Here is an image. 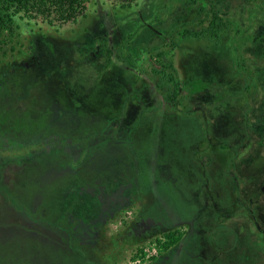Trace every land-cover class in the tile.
I'll use <instances>...</instances> for the list:
<instances>
[{"label":"rangeland","instance_id":"1","mask_svg":"<svg viewBox=\"0 0 264 264\" xmlns=\"http://www.w3.org/2000/svg\"><path fill=\"white\" fill-rule=\"evenodd\" d=\"M161 1L152 10L155 0H86L74 22H15L0 51V139L89 138L78 166L52 148L40 151L43 141L3 149L0 184L28 214L0 192V264H264V127L254 124L255 110L264 113V83L250 100L216 109L200 93L164 101L158 53L181 88L185 77L209 71L215 43L179 37L207 24L203 4ZM129 28L140 40L133 46ZM102 45L113 49L107 63ZM226 77L240 88L235 72ZM105 159L119 169L130 160L125 185L108 183ZM65 172L78 187L72 199L58 198L60 211L72 206L60 221L37 195ZM175 228L187 234L160 256L155 239ZM139 249L145 255L134 257ZM120 250L129 257L118 262Z\"/></svg>","mask_w":264,"mask_h":264},{"label":"trees","instance_id":"2","mask_svg":"<svg viewBox=\"0 0 264 264\" xmlns=\"http://www.w3.org/2000/svg\"><path fill=\"white\" fill-rule=\"evenodd\" d=\"M167 1V0H166ZM175 3H179L183 0H174ZM212 0H210L211 2ZM214 4L211 5L210 10L203 7L205 0H193L189 1L193 5L196 2L203 4L201 7L200 15L204 11L205 17L209 16L208 22L205 25L206 20H200L199 26L196 28H184L179 33L181 38H207L214 41V50L210 58H208L205 67L207 70L203 73H199L194 78L193 75L187 76L182 83V87L178 88L179 84L175 80L174 73L175 68L170 62H167L164 51L158 53V58L163 59L161 65H158L161 72L165 75V82L162 83V91H164L163 99L169 103L174 104L175 99L178 97L185 99V101H191V98L198 93L207 101L212 103L216 108L223 107L231 99L246 98L251 99L257 95L259 86L264 83V0H213ZM86 0H0V51L4 45L7 44L14 34L15 22L17 20H25L27 23L36 20H42L49 25L66 24L76 21L80 16L84 15ZM152 3V10L159 9L163 3L161 0H155ZM192 6V5H191ZM161 30L163 28H160ZM134 28H129L125 31V42L130 43L133 46L138 40L133 32ZM124 32V31H123ZM151 32V31H150ZM151 36H155L156 33L151 32ZM157 36V35H156ZM129 45V44H128ZM102 56L108 62L113 53L111 48L101 46ZM212 60L215 62L222 61V68L212 67ZM205 69V68H204ZM156 72V68L154 69ZM228 71L235 72L236 76L241 77V86L239 89L228 87L230 79L226 77ZM193 77V78H192ZM228 105V104H227ZM264 109V102H263ZM126 113H122L119 120L129 121L126 119ZM248 121V120H246ZM254 124L262 125L264 127V113L255 110ZM264 133V130H263ZM92 137V135L90 136ZM89 138V137H87ZM87 138H61L57 135L42 138L41 140H34L33 138L27 141L21 139H13L9 137H1L0 139V162L7 160L6 152L3 149L14 150V152L27 147L31 143H38L43 141L45 145L40 148V151H51V148L59 153L67 156L69 162L74 166H78L82 161V155L84 153V146H86ZM47 146V147H46ZM38 148V147H37ZM129 159V158H128ZM124 162V166L119 169L115 168L111 164V160H102L104 168L107 169L108 183H112L115 187L117 184L111 179H121L118 183L126 184L128 182L127 175L133 172V168L130 160ZM93 166V165H92ZM91 166V167H92ZM101 163L96 164L94 167L95 174H101L99 170ZM113 167V168H112ZM55 178L54 189H47L44 192L45 197H41L42 191L38 190V201L41 205L42 202H46V208L50 210L51 207L58 209L56 215L50 214L48 217L65 219V213L72 212V206L69 209L66 206L63 211H60V207L57 206L58 198L67 200L75 196L77 192L78 184L77 178L73 173H60L53 174ZM52 175V176H53ZM60 179V181H57ZM126 179V180H125ZM49 180L47 183H52ZM120 185V184H118ZM8 187L0 184V192L6 195L8 204L14 207L17 211L22 212L24 215L28 210L22 205L15 202L12 199L11 192L7 190ZM55 190V191H53ZM43 196V195H42ZM97 200H93L95 203ZM61 205H64L60 202ZM76 208V207H74ZM73 208V209H74ZM78 212L77 208L73 210ZM93 209H87V212H92ZM62 212V213H61ZM89 215V214H87ZM46 219V218H45ZM52 221V220H50ZM59 221V222H60ZM54 222H51L53 224ZM187 232L182 228H175L167 230L162 233L160 237L155 239V245L158 247L159 255L166 254L171 248L178 245V240L183 238ZM142 257L145 255L142 249H139L134 257ZM154 260V259H152Z\"/></svg>","mask_w":264,"mask_h":264},{"label":"crops","instance_id":"3","mask_svg":"<svg viewBox=\"0 0 264 264\" xmlns=\"http://www.w3.org/2000/svg\"><path fill=\"white\" fill-rule=\"evenodd\" d=\"M113 238H114V237H112L111 239H113ZM110 241H111V240H110ZM110 245H111V247H112L113 250H118V249L115 248L111 243H110ZM120 251H121V250H120ZM125 252H126V250L124 251V254H123V251H121L120 257L117 258V261H118V262H120L124 256H125V257H127V256L129 257V253L126 254ZM107 256H108V255H107ZM108 257H109V256H108ZM108 257H107V258H108ZM128 257H127V258H128ZM123 259H124V258H123ZM124 260H125V259H124Z\"/></svg>","mask_w":264,"mask_h":264},{"label":"built area","instance_id":"4","mask_svg":"<svg viewBox=\"0 0 264 264\" xmlns=\"http://www.w3.org/2000/svg\"><path fill=\"white\" fill-rule=\"evenodd\" d=\"M155 245V244H154ZM156 246V245H155Z\"/></svg>","mask_w":264,"mask_h":264}]
</instances>
